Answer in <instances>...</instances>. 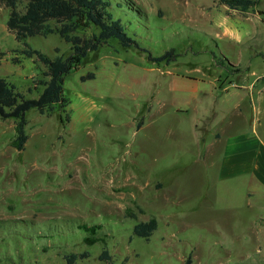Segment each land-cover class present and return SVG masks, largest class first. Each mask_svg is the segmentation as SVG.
<instances>
[{
	"label": "rangeland",
	"instance_id": "obj_1",
	"mask_svg": "<svg viewBox=\"0 0 264 264\" xmlns=\"http://www.w3.org/2000/svg\"><path fill=\"white\" fill-rule=\"evenodd\" d=\"M132 1L143 12L126 10L130 34L154 55L174 49L169 64L110 39L66 76L70 121L62 122L58 109L29 110V139L18 150L12 144L15 120L0 119V264H67L65 253L85 250L91 257L76 264H104V246L117 264L126 257L125 264H185L190 254L194 264H250L258 248L264 256V239L228 242L234 245L229 248L217 243L226 235L251 233L242 226L264 205L254 198L251 211L241 215L244 222L233 221L234 210L249 208L241 205L245 188L240 181H220V151L202 158L193 122L199 111H173L166 72L209 63L227 81L254 79L252 71L264 69V21L251 12L228 15L218 0ZM259 8L264 12V0ZM9 12L0 2V51L6 53L0 55V76L36 97L29 87L44 66L36 57L11 60L23 43L7 27ZM223 19L240 40L222 36ZM27 42L52 57L70 53L58 34ZM142 71L144 81L136 83L133 77ZM91 72L95 78L81 79ZM152 217L157 230L149 238L136 235L134 225ZM83 222L102 225L104 241L86 243ZM218 226L220 233L213 231ZM41 243L49 251L33 252Z\"/></svg>",
	"mask_w": 264,
	"mask_h": 264
},
{
	"label": "trees",
	"instance_id": "obj_2",
	"mask_svg": "<svg viewBox=\"0 0 264 264\" xmlns=\"http://www.w3.org/2000/svg\"><path fill=\"white\" fill-rule=\"evenodd\" d=\"M218 1L231 9L248 10L258 5L260 0ZM0 2L10 9L7 20L8 29L19 43H23L22 48L13 49L11 60L20 64L23 57H36L44 66L42 76L34 80L35 85L29 87L30 92L38 91L39 94L36 97L27 96L7 77L0 76V119L15 120L16 135L12 144L18 150H23L29 139L26 130L29 110L36 109L42 114H52L58 109L61 111L62 122L70 121L71 115L67 107L71 101L65 96L64 91L66 76L79 68L90 52L98 51L110 39L118 40L125 48L136 47L147 52L149 60L156 63H170L177 56L174 49L161 55H154L149 49L142 47L135 36L130 34L126 22H130L132 18H124L127 15L126 10L134 7L143 12L141 7L132 0H0ZM88 29H94L89 36L78 34L79 31ZM51 34H58L70 44L68 55L58 54L52 57L30 46L27 42L32 36ZM0 55L4 56L6 53L0 51ZM91 78H95V73L81 76L83 81ZM62 112L66 114L63 115ZM140 125L141 123H138V126ZM0 226L3 225L0 223ZM79 226L87 233L84 241L89 245L104 241V238L98 234L102 225H90L83 222ZM157 228L158 219L152 217L146 221H138L133 230L136 235L149 238ZM36 245L33 252L37 251L38 247L42 252L49 251V244ZM18 249H21L20 246ZM89 257L91 252L88 250L72 251L63 255L67 264H76L79 260ZM99 259L104 264H117L114 255L106 246L101 250ZM123 262L124 264L127 262V257ZM36 264L40 263L36 262ZM185 264H194L191 254L186 257Z\"/></svg>",
	"mask_w": 264,
	"mask_h": 264
},
{
	"label": "crops",
	"instance_id": "obj_3",
	"mask_svg": "<svg viewBox=\"0 0 264 264\" xmlns=\"http://www.w3.org/2000/svg\"><path fill=\"white\" fill-rule=\"evenodd\" d=\"M222 6L228 15H247L251 12L264 21V12L259 4L248 10L231 9L226 4ZM220 23L224 25L222 36H231L233 40L242 38L225 19ZM259 35H264V30ZM235 67L239 70L238 66ZM192 68L185 73L166 70L170 75L169 101L173 111L177 113H188L191 108L198 109L199 112L193 120L196 144L205 160L215 151L221 152L217 163L220 181H237V184L241 182L245 188L241 205L245 204L249 208L236 209L233 213L234 222H244L241 215L251 211L254 198L259 205H264V69L253 70L251 74L256 77L252 80L231 82L224 77L222 79L220 73L216 72V67L209 63L197 64ZM143 78L142 71L133 80L138 83L144 81ZM248 222L242 228L252 231L251 233H239L236 239L232 235H226L220 237L217 243L229 248L234 245L228 242L264 239V209ZM223 230L218 226L213 231L220 233ZM254 253L256 256L250 264H264L260 249Z\"/></svg>",
	"mask_w": 264,
	"mask_h": 264
}]
</instances>
